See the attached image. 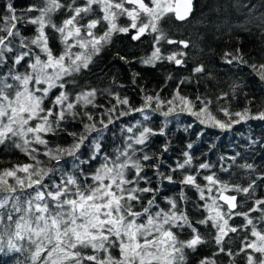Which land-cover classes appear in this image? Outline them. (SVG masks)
<instances>
[{
    "label": "snow or ice",
    "instance_id": "obj_1",
    "mask_svg": "<svg viewBox=\"0 0 264 264\" xmlns=\"http://www.w3.org/2000/svg\"><path fill=\"white\" fill-rule=\"evenodd\" d=\"M94 6L102 15L89 19ZM192 7L193 0H82L80 3L78 0L67 3L43 0L42 7L32 5L26 10L38 13L27 21L36 26L35 35L29 38L21 35L17 25L23 17L16 15L9 0L8 15L0 17L3 21L0 25V144L11 141L31 162L0 170V251L6 247L9 251L26 252V264H186L185 250L195 251L206 243L198 230L200 225L215 229L214 241L223 253L224 238L238 231L229 221L234 216H242L245 221L242 227L250 230L255 239L249 240L246 235L240 252L246 254L247 264H264V230H258L257 221L251 216L259 212L258 221L264 224V198L254 199L248 211L238 210V194L251 198L255 180L246 187L229 185L213 173L203 177L207 183L201 187L197 175H184L179 183L195 189L208 212L206 218L192 221L188 212L179 207V202L187 200L183 191L178 197H165L166 208L158 204L159 189L151 186L152 181L145 171V164L153 157L143 147L156 133L142 127L141 121L122 129L129 135L114 153L104 152L99 138L91 141L93 152L89 160L101 161L91 173L81 167L86 162L77 155L92 133L102 136L114 123L113 113H118L117 119L133 112L143 114L152 108L154 101V111L169 105L162 111L165 118L187 112L202 124L211 123L220 128L249 118L264 120V111L252 116L247 108L234 114L221 108L225 116L239 118L223 123L212 115L210 100L184 96L179 86L167 101L161 100L158 94L145 96L144 105L139 108H131L129 100L117 94L112 107L98 118L87 110L89 106L102 107L95 103L96 89L86 88L75 94L70 91L78 86L73 78L75 74L89 68L114 33L135 30L133 40L148 32L158 33L154 37L156 45L165 40L187 48L186 41L168 39L159 22L168 14L183 21ZM61 10H66L68 15L57 24L53 16ZM121 16L129 18L127 27L118 26L116 21ZM100 26H106V30L97 35ZM46 30L57 35L63 45L59 54L50 46ZM74 48L79 50L73 51ZM184 55L180 52L165 57L161 49L154 46L142 63L154 66L157 61L166 59L183 65ZM226 56L231 54L226 53ZM233 60L245 63L241 56H231L227 62L231 64ZM21 67L24 71L19 70ZM251 67L264 80V64ZM204 70L203 65H198L193 72ZM183 83L184 80L180 81L181 85ZM118 105H129V108L120 111ZM77 118L88 123H83L84 131L80 134L67 133L74 142L68 147H50L48 137L63 132L61 125L66 120ZM149 118L146 114L143 116L144 120ZM96 120L101 127H97ZM187 147L191 149L192 145ZM183 155V162H178L172 172L192 166L193 157L188 152ZM40 156L53 166L48 167ZM65 156L74 158L72 172L59 167ZM210 168V164L200 163L194 171L198 174L199 169ZM58 172L60 175L56 176ZM160 176L175 183L171 175L160 173ZM185 229L190 230V238L180 239L179 232ZM256 253L260 254L258 259ZM227 255L232 256V251L228 250ZM199 264H216V261L205 257Z\"/></svg>",
    "mask_w": 264,
    "mask_h": 264
},
{
    "label": "rangeland",
    "instance_id": "obj_2",
    "mask_svg": "<svg viewBox=\"0 0 264 264\" xmlns=\"http://www.w3.org/2000/svg\"><path fill=\"white\" fill-rule=\"evenodd\" d=\"M61 2L67 3L68 0ZM80 2L82 0H78V3ZM32 5L42 7L43 0H13L16 15L23 17L17 27L22 36L29 38L35 35L36 26L27 21L38 15L37 12L26 11ZM67 15L66 10H61L53 16V20L59 24ZM100 15L102 13L94 6L93 13L89 14L88 18L95 19ZM116 22L120 27H127L130 23L127 16L119 17ZM159 27L168 39L186 41L189 46L184 48L179 43L169 44L165 40L156 45L154 37L158 33L148 32L140 39L133 40L135 30L128 33L117 32L93 58L89 68L75 74L73 78L78 86L70 88L73 94L86 88L97 90L95 103L102 107L89 106L87 109L94 117H102L103 112L115 103L117 94L121 98L126 97L131 108H139L143 107L147 95L158 94L161 100L165 101L171 99L178 86L182 95L193 100L197 96L210 100L209 108L212 115L223 123L239 118L234 115L225 116L220 111L221 108H227L233 114L243 112L247 108L252 116L264 111V80H261L251 67L253 64H264V0H193L192 12L185 20H178L174 14H168L159 22ZM105 30L106 26H100L96 33L100 35ZM46 31L49 32L50 46L55 54H59L63 45L58 36L51 30ZM244 43L246 48L243 49L241 44ZM154 46L159 47L165 57L183 52L185 54L183 65H176L166 59L157 61L154 66L143 64L142 60L151 55ZM226 53L241 56L245 63L233 60L229 64L227 60L231 59V56H226ZM198 65H203L204 72H193ZM19 70L24 71V68L21 67ZM3 71L6 72L7 69ZM182 80L185 83L181 85ZM117 107L124 111L129 105ZM168 107L169 105L165 104L161 110L154 111L156 108L154 101L152 108L146 109L143 114L133 112L117 119L118 113H113L114 123L108 126L102 136L92 133L85 146L77 153L80 160L86 162L81 167L91 173L101 162L89 160L93 152L92 140L99 138L104 152L114 153L117 148L122 147L123 141L129 135L122 132V129L134 125L139 120L142 127H149L156 133L149 137L143 147L144 151L153 157L152 161L145 164V171L152 181L151 186L159 189L157 202L160 207H167L165 197L175 198L183 191L187 200L179 202V207L188 212L189 219L198 221L206 218L208 212L203 207L204 202L199 200L196 190L179 183L186 174L197 175V182L201 187L207 183L203 177L213 173L219 180L229 185L239 184L246 187L255 180L256 188L251 198L238 194L239 211H248L254 199L264 198V120L249 118L232 123L231 127L220 128L211 123L202 124L199 119L187 112L182 113L186 116L170 118L168 121L165 117L163 120L155 115V112L162 113ZM145 114L150 117L148 120L143 119ZM95 122L98 128L101 127L98 120ZM83 123L88 121L83 120ZM83 123L81 118L66 120L61 125L63 132L48 137L49 146H70L74 138L67 133H82ZM166 144L173 146L167 155L164 152ZM189 144L192 145L191 149L187 147ZM185 152L193 157L192 166L172 172L171 169L175 168L178 162H183ZM39 159L45 161L48 167L53 166L45 157L40 156ZM29 162L30 159L15 148L11 141L0 144V170ZM200 163L210 164L211 168L199 169L197 174L194 169H198ZM242 165L252 167L245 168ZM73 166L74 158L67 156L59 165L67 172H72ZM223 168L227 171H223ZM160 173L164 176L171 175L175 183L163 179ZM59 175V172L56 173V176ZM251 216L257 221L258 230H264V224L258 221L260 213H252ZM244 222L242 216H234L229 221L230 225L238 228V231L229 233L224 238L223 253L219 252V246L215 244V229L209 225H200L198 230L206 243L198 246L195 251L185 250L186 264H199L205 257L214 258L216 264L233 262L247 264L246 254L240 252V248L245 242L246 235L249 240L255 238L251 237L250 230L242 227ZM189 233L188 229L179 232L180 239L190 238ZM228 250L232 251V256L227 255ZM113 254L118 255V252ZM27 255L26 252L9 251L5 247L0 251V264H26ZM255 256L258 259L260 254L256 253Z\"/></svg>",
    "mask_w": 264,
    "mask_h": 264
},
{
    "label": "trees",
    "instance_id": "obj_3",
    "mask_svg": "<svg viewBox=\"0 0 264 264\" xmlns=\"http://www.w3.org/2000/svg\"><path fill=\"white\" fill-rule=\"evenodd\" d=\"M8 2H9V0H0V17L8 15L7 8H6V5H7ZM11 3L13 4V0H11ZM2 24H3V21L0 20V25H2ZM241 45H242L241 48H243V49L246 48V47H244L245 43L241 44ZM155 115L157 117H159V119H163V120L166 119V121H168L170 118L173 119V118H176V117L186 116L185 114L178 113L176 115H173V116H170V117H167V118L164 119V116L162 115V113L155 112ZM166 121H163V122H166ZM206 128L211 129L208 126H206ZM166 146H167V150L166 151L164 150V152L167 155L169 152H171L173 146L171 147L169 144L168 145L166 144Z\"/></svg>",
    "mask_w": 264,
    "mask_h": 264
}]
</instances>
